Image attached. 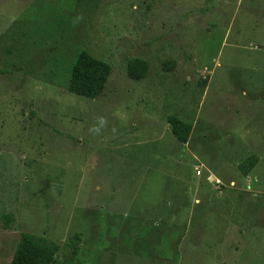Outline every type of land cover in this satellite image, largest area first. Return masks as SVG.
Wrapping results in <instances>:
<instances>
[{
  "label": "rangeland",
  "instance_id": "374dc122",
  "mask_svg": "<svg viewBox=\"0 0 264 264\" xmlns=\"http://www.w3.org/2000/svg\"><path fill=\"white\" fill-rule=\"evenodd\" d=\"M82 51L111 68L94 99L67 90ZM20 233L52 264H264V0H0V264Z\"/></svg>",
  "mask_w": 264,
  "mask_h": 264
},
{
  "label": "trees",
  "instance_id": "16d2710c",
  "mask_svg": "<svg viewBox=\"0 0 264 264\" xmlns=\"http://www.w3.org/2000/svg\"><path fill=\"white\" fill-rule=\"evenodd\" d=\"M168 65V62H164L163 68L166 70L173 68ZM110 72L109 64L82 51L73 64L67 90L85 98H97L103 92ZM147 73L148 64L144 59L134 57L127 61L126 75L128 78L140 80L145 78ZM166 121L175 139L180 143H187L192 130L191 124L174 115H168ZM257 161V156L251 155L238 165V169L243 175H247ZM80 240V235L77 233L69 240L67 245L73 253L77 252ZM57 250L58 246L47 241L45 237L20 233L8 264H52Z\"/></svg>",
  "mask_w": 264,
  "mask_h": 264
},
{
  "label": "crops",
  "instance_id": "0c3cea01",
  "mask_svg": "<svg viewBox=\"0 0 264 264\" xmlns=\"http://www.w3.org/2000/svg\"><path fill=\"white\" fill-rule=\"evenodd\" d=\"M176 117H178L179 119H181V120H183V121H185V122H187V123H189V124H192V121H193V118H189V117H187V116H184V115H182V114H174ZM168 125V124H167Z\"/></svg>",
  "mask_w": 264,
  "mask_h": 264
}]
</instances>
